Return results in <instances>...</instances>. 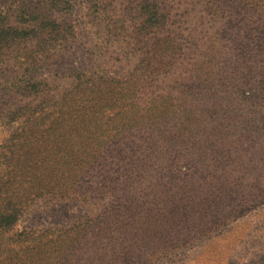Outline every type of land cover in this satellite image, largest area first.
<instances>
[{
    "label": "rangeland",
    "instance_id": "obj_1",
    "mask_svg": "<svg viewBox=\"0 0 264 264\" xmlns=\"http://www.w3.org/2000/svg\"><path fill=\"white\" fill-rule=\"evenodd\" d=\"M209 1L0 0V264H264V62L159 68L264 49V0Z\"/></svg>",
    "mask_w": 264,
    "mask_h": 264
},
{
    "label": "trees",
    "instance_id": "obj_2",
    "mask_svg": "<svg viewBox=\"0 0 264 264\" xmlns=\"http://www.w3.org/2000/svg\"><path fill=\"white\" fill-rule=\"evenodd\" d=\"M229 0H210L206 4V10L209 11V13H215L220 10L225 9L227 7ZM233 6L230 5L228 6L225 11L230 15V20L233 19L232 16V10ZM164 21H165V16L163 15ZM236 17L234 16V23ZM240 23V22H239ZM227 24H229L227 22ZM225 25V30L223 33L224 38L228 39L227 37H231L232 35V30L228 25ZM231 30V31H229ZM188 38L184 36V34H177L173 33V36H167L165 39V60L168 62V59L173 57L175 55L174 50L175 49H180L182 50L184 48L185 42L187 43ZM259 43V51L258 52H252L248 49H242V47L239 48V53L240 54H234L233 58L235 61L232 62V66L228 67H217L213 62H210L208 65H205L199 61H195L193 64L188 65L183 67V70L176 69L174 72H170L168 69L172 70L174 68V64L171 63V66L166 64L163 60L159 61V68L161 70V77L163 76H170L171 75H176L177 73H180L176 77H181L184 79H200L202 81H208L211 79H218V78H223L226 77L225 75H231L230 70L234 71V75H237L238 77L243 76L245 73H251L253 71L252 65L255 64L256 60H259L261 62H264V49L261 47L260 42ZM164 44V42L162 43ZM180 52H178L177 56H179ZM239 56H242V58H239ZM175 63L178 65L179 60H175ZM235 64V65H234ZM249 65V66H248ZM231 68V69H230ZM170 72V73H169ZM261 72L264 74V69L262 68ZM153 73V70L147 68V74ZM153 76H158V75H151L150 77ZM264 77V76H263ZM206 85V84H205ZM80 100V99H79ZM87 102H91L92 99H86ZM73 101V100H72ZM74 103H77L74 101ZM65 104V103H64ZM63 104V105H64ZM69 107V106H68ZM94 107H96L94 105ZM69 109V108H68ZM95 109V108H94ZM98 109V108H97ZM149 109V106H148ZM156 109V108H155ZM77 162H75L74 165H76ZM19 166V163L16 162L15 166L13 168L17 169ZM42 171H47L46 169H42ZM54 183V182H53ZM19 183L17 182V185ZM4 199H0V204L3 203ZM7 201V200H4ZM24 204H22L21 201L17 203V208H10V203H6L3 205H0V231H5L11 227L12 224H14L18 218L21 216L22 212V207Z\"/></svg>",
    "mask_w": 264,
    "mask_h": 264
}]
</instances>
